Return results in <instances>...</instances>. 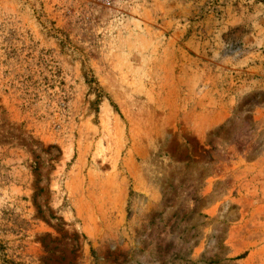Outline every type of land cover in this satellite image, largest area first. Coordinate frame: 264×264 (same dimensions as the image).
<instances>
[{
    "label": "rangeland",
    "instance_id": "rangeland-1",
    "mask_svg": "<svg viewBox=\"0 0 264 264\" xmlns=\"http://www.w3.org/2000/svg\"><path fill=\"white\" fill-rule=\"evenodd\" d=\"M0 264H264V0H0Z\"/></svg>",
    "mask_w": 264,
    "mask_h": 264
}]
</instances>
